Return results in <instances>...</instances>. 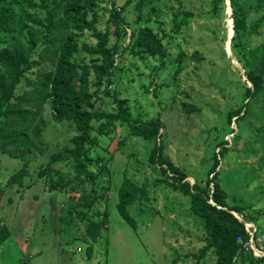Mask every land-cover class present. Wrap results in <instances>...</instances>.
Masks as SVG:
<instances>
[{
	"label": "rangeland",
	"instance_id": "obj_1",
	"mask_svg": "<svg viewBox=\"0 0 264 264\" xmlns=\"http://www.w3.org/2000/svg\"><path fill=\"white\" fill-rule=\"evenodd\" d=\"M12 1L0 0V7ZM231 2L100 0L96 27L109 31L108 45L115 66L109 83L102 80L97 86L94 79L90 80V110L112 113L113 98H118L125 101L132 118L143 122L158 119L162 155L185 173L189 184L203 187L213 175L208 173L217 160L216 181L226 195V205L238 206L250 216L247 222L234 213L250 235L255 259L264 258V76L261 93L246 98L244 89L251 84L246 78L247 68H242L232 52ZM235 2L249 8L258 0ZM261 4L258 10H249L244 23L249 33L247 49L253 52L257 65L264 48V0ZM112 5L122 10L125 37L117 39L115 27L107 23ZM183 13L189 15L182 17ZM176 14L184 26L175 34L172 26ZM33 15L43 19L45 13L37 10ZM144 21L159 37L164 34L162 44L167 55L162 63L158 58L133 57L129 48L125 50L129 32ZM229 21L232 35L228 54ZM0 38L7 41L9 35ZM79 41L95 44L86 31ZM37 55L36 51L32 58L37 59ZM77 57L86 64L91 60L82 52ZM39 66L26 73L15 95L27 90V82L35 80L39 72L51 68L46 62ZM240 107V113L231 116ZM42 116L45 127L39 144L43 153L26 155L27 175L22 187L11 184L10 177L24 162L0 156V226L5 225L11 236L0 246V264H196L191 255L203 246V223L191 214L189 198L173 191L167 174L148 162L149 143L129 135L128 128L119 123L106 135L97 136L98 123L92 122L91 136H96L98 146L89 152L93 162L90 169L94 174L102 170L93 186L87 179L80 183L72 179V161L67 155L52 165V171H59L70 184L62 191L48 192L38 170L45 167L51 154L71 147L78 133L72 123L52 119L48 102L43 105ZM125 176L137 186L146 185L145 194L128 207L134 228L116 209L118 189ZM80 195L87 199L82 200ZM103 215L106 227L92 242L85 228ZM213 261L209 253L197 263ZM234 262L264 264L240 259Z\"/></svg>",
	"mask_w": 264,
	"mask_h": 264
},
{
	"label": "trees",
	"instance_id": "obj_2",
	"mask_svg": "<svg viewBox=\"0 0 264 264\" xmlns=\"http://www.w3.org/2000/svg\"><path fill=\"white\" fill-rule=\"evenodd\" d=\"M99 1L38 0L36 3L34 0H13L0 7V36L9 35L7 41L0 38V156L7 155L24 162L10 177V183L22 187V180L27 175L26 155L43 153L39 140L45 127L42 113L46 102L49 103L53 120L72 123L78 133L72 138L71 147L65 148L63 153L51 154L45 167L38 170V177L44 180L45 190L48 192L62 191L70 184L59 171H52V165L62 162L67 155L72 161V179L79 183L82 179H87L93 186L97 174L102 170L94 174L90 169L93 162L89 152L98 146L96 136H91V124L97 122V136H104L110 127L119 123L128 128L129 135L151 145L148 162L167 174L166 178L170 180L169 186L173 191L189 198L191 214L203 223V246L198 249L196 255H191L196 264L209 253L214 256L212 264H234V261L239 259L263 262L264 258L254 259L252 251L243 247L250 236L244 223L238 220L234 213L240 215L244 221L249 222L251 219L238 206L226 205V195L216 181L217 160H214L208 173V176L213 175L206 180L203 187L189 184L185 173L162 155V145L158 142L161 129L158 119L143 122L132 118L125 101L118 98H113L115 107L112 113L90 110V80L94 79L97 86H100L102 80L109 83L115 66L108 45L109 31L96 27ZM231 5L234 21L232 52L242 63V68H247L245 74L251 88H245L244 95L246 98H253L261 93L263 88L264 48L257 65L253 62V52L247 49L249 33H246L244 23L247 22L249 10H258L262 4L261 0H258L255 6L245 8L243 4L232 0ZM37 10L45 13L43 19L33 15ZM121 13L122 10L116 9L114 5L108 10L107 23L115 27L117 39L127 35L126 28L121 26ZM88 14L91 16L90 20ZM188 15L181 14L182 17ZM179 16L173 15L172 31L175 34L184 26L182 20L177 21ZM85 31L95 40V44L79 41L80 35ZM163 37V33L159 37L148 25V21H144L136 30L129 32L125 50L129 48L133 57L158 58L162 63L167 55L162 44ZM36 51L38 55L37 59H34L32 55ZM79 52L91 58L89 63L79 60ZM42 62L48 63L50 70L39 72L35 80L27 82V90L15 95L26 73L40 68ZM253 65L256 67L252 68ZM245 106L242 108L246 111ZM242 108L232 112L231 116H237ZM145 191L146 185L137 186L126 176L118 189L117 212L132 228L135 227V222L129 215L128 207L137 196H143ZM79 198L86 200L87 196L80 195ZM105 227L106 218L103 215L100 221L92 220L87 224L85 235L95 242ZM9 237L8 228L5 225L0 226V246Z\"/></svg>",
	"mask_w": 264,
	"mask_h": 264
},
{
	"label": "bare ground",
	"instance_id": "obj_3",
	"mask_svg": "<svg viewBox=\"0 0 264 264\" xmlns=\"http://www.w3.org/2000/svg\"><path fill=\"white\" fill-rule=\"evenodd\" d=\"M229 8L227 9V14H229ZM227 30H228V37H227V40H226V45H225V50L227 51V53L229 54V47H228V42H229V38L231 37L232 35V30H231V24H230V21L228 22V25H227Z\"/></svg>",
	"mask_w": 264,
	"mask_h": 264
},
{
	"label": "built area",
	"instance_id": "obj_4",
	"mask_svg": "<svg viewBox=\"0 0 264 264\" xmlns=\"http://www.w3.org/2000/svg\"><path fill=\"white\" fill-rule=\"evenodd\" d=\"M250 236V235H249ZM250 239V238H249ZM243 247L245 248V250H251L252 252L254 251V250H256L255 249V246H254V244H252L251 242H247V243H245V244H243Z\"/></svg>",
	"mask_w": 264,
	"mask_h": 264
},
{
	"label": "crops",
	"instance_id": "obj_5",
	"mask_svg": "<svg viewBox=\"0 0 264 264\" xmlns=\"http://www.w3.org/2000/svg\"><path fill=\"white\" fill-rule=\"evenodd\" d=\"M10 237H11V236H10ZM10 237H9V238H10ZM9 238H8L5 242H7V241L9 240ZM29 238H31V237H29ZM29 241H31V239H30ZM29 241H28V242H29ZM5 242H4V243H5ZM24 245H25V244H24Z\"/></svg>",
	"mask_w": 264,
	"mask_h": 264
}]
</instances>
